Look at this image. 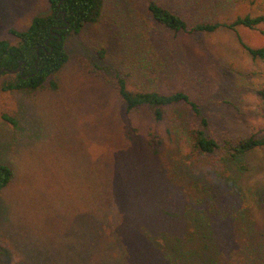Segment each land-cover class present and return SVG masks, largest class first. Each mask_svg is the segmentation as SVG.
<instances>
[{
  "label": "rangeland",
  "instance_id": "1",
  "mask_svg": "<svg viewBox=\"0 0 264 264\" xmlns=\"http://www.w3.org/2000/svg\"><path fill=\"white\" fill-rule=\"evenodd\" d=\"M149 1L192 25L257 15L264 2L103 0L99 22L67 37L56 90L3 92V77L0 116L18 124L0 118V165L12 170L0 191V264H264V151L210 168L175 109L154 155V122L127 114L117 94L119 77L132 91L183 90L201 105L207 133L261 135L254 91L264 62L226 30H165ZM49 13L47 0H0V41L15 44L11 30ZM262 30L238 33L259 48Z\"/></svg>",
  "mask_w": 264,
  "mask_h": 264
},
{
  "label": "trees",
  "instance_id": "2",
  "mask_svg": "<svg viewBox=\"0 0 264 264\" xmlns=\"http://www.w3.org/2000/svg\"><path fill=\"white\" fill-rule=\"evenodd\" d=\"M50 13L35 17L28 28L9 33L16 39L15 44L6 40L0 41V71H14L15 75L2 73L10 77L3 82V92H34L39 89H57L56 75L68 61L65 42L68 36L81 33L86 26L97 24L103 10V0H47ZM147 9L153 20L165 30L173 34L208 35L220 30L233 33L242 51L252 60L264 62V46L253 48L246 44L238 33L239 28L256 30L263 28L264 36V2L260 5L257 15L237 16L231 22H211L188 24L171 10L156 4L147 3ZM117 94L127 114L144 112L154 122L148 129L147 144L152 154L157 155L163 144L165 135H171L168 117L175 109H183L189 117L187 122L188 142L194 153L200 155L207 165L222 161L237 162L247 153L257 150L264 151V84L254 91L258 100L259 117L263 122L261 135H250L243 138L216 137L207 133L209 122L202 115L201 105L188 92L175 90L172 92L132 91L129 90L122 77L117 78ZM0 118L10 126L16 127L17 121L3 113ZM195 121L194 123H190ZM175 124V123H172ZM199 159V160H200ZM264 160V155H263ZM206 173H209V171ZM12 178V170L6 165H0V191L6 187Z\"/></svg>",
  "mask_w": 264,
  "mask_h": 264
},
{
  "label": "water",
  "instance_id": "3",
  "mask_svg": "<svg viewBox=\"0 0 264 264\" xmlns=\"http://www.w3.org/2000/svg\"><path fill=\"white\" fill-rule=\"evenodd\" d=\"M18 71H19V69L14 70V71H8V70H6V69H3V70L0 71V75H1L2 73H8V74H11V75H15Z\"/></svg>",
  "mask_w": 264,
  "mask_h": 264
},
{
  "label": "flooded vegetation",
  "instance_id": "4",
  "mask_svg": "<svg viewBox=\"0 0 264 264\" xmlns=\"http://www.w3.org/2000/svg\"><path fill=\"white\" fill-rule=\"evenodd\" d=\"M11 75V74H10Z\"/></svg>",
  "mask_w": 264,
  "mask_h": 264
}]
</instances>
